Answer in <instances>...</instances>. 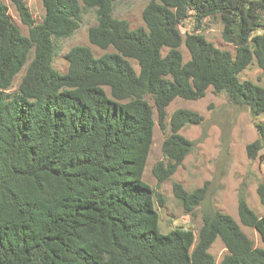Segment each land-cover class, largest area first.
I'll return each mask as SVG.
<instances>
[{
	"label": "trees",
	"instance_id": "16d2710c",
	"mask_svg": "<svg viewBox=\"0 0 264 264\" xmlns=\"http://www.w3.org/2000/svg\"><path fill=\"white\" fill-rule=\"evenodd\" d=\"M41 1L45 15L37 23L27 0H10L28 36L0 4V264H264V248L217 210L204 212L197 237L184 227L162 233L155 201L164 207L165 200L143 180L154 113L165 129L174 100L197 101L212 88L254 118L264 114V87L240 79L254 61L264 71V0H149L145 26L137 29L114 17L120 0ZM88 10L97 20L89 42L114 52L96 57L90 47L75 46L60 73L53 66L58 43L79 30ZM191 17L196 24L184 36L181 26ZM216 17L235 54L201 33L203 21ZM203 119L188 109L172 114L164 161L153 168L158 183L193 150L181 130ZM256 130L250 159L264 149V122ZM207 190L173 184L186 213ZM258 193L264 205L263 184ZM238 216L264 244V216L242 193ZM218 239L227 251L219 263L210 253Z\"/></svg>",
	"mask_w": 264,
	"mask_h": 264
},
{
	"label": "rangeland",
	"instance_id": "374dc122",
	"mask_svg": "<svg viewBox=\"0 0 264 264\" xmlns=\"http://www.w3.org/2000/svg\"><path fill=\"white\" fill-rule=\"evenodd\" d=\"M81 6H83L80 0ZM149 0H120L115 4L114 17L127 20L132 29L144 27L143 11ZM0 4L8 7V13L22 34L28 36V27L24 25L10 0H0ZM27 5L37 23H41L45 11L41 0H27ZM263 21H264V14ZM97 23L94 10L82 14L79 30L70 38L58 43L59 51L53 66L60 73L68 71L66 54L75 46L90 47L96 57L114 52L113 48L102 50L91 45L88 31ZM193 17L182 26L185 36L195 26ZM201 33L216 47L236 53V47L223 39V24L219 17L207 18L203 21ZM181 51L184 61L190 59L187 48ZM137 72V62L130 60ZM25 69L16 76L10 92L18 89ZM242 81L249 80L264 87V71L254 61L240 74ZM151 105L153 103L150 101ZM178 109H188L203 116L199 125H188L181 134L194 143L192 152L186 157L170 180L158 183L153 168L159 161H164L162 146L170 135V117ZM155 128L153 142L144 170L143 180L165 200L164 207L155 201L159 214L160 231L164 234L176 227L192 230L197 237L202 227V216L206 211L217 210L231 216L241 229L253 241L256 247L264 248L259 234L252 228L241 224L238 216V199L240 194L246 196L250 208L260 217L264 216V205L261 203L258 188L264 185V149L255 159L247 155V146L258 139L256 124L264 122V114L254 118L249 108L234 106L226 93L215 94L210 88L204 98L197 101L183 99L174 100L167 108L166 128L158 124L157 113H154ZM180 183L187 191L193 192L207 187V194L201 205L193 213H186L173 193V184ZM210 253L219 263L227 251L220 239L211 247Z\"/></svg>",
	"mask_w": 264,
	"mask_h": 264
}]
</instances>
